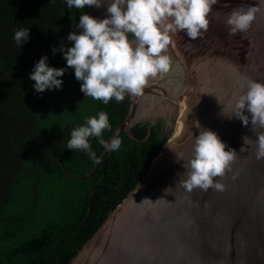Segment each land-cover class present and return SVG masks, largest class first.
Masks as SVG:
<instances>
[{"label":"water","instance_id":"obj_1","mask_svg":"<svg viewBox=\"0 0 264 264\" xmlns=\"http://www.w3.org/2000/svg\"><path fill=\"white\" fill-rule=\"evenodd\" d=\"M110 2L92 6L97 18L110 15ZM241 5L260 11L245 33L230 36L225 21ZM212 9L201 37L173 34L174 46L166 53L169 72L150 79L142 96L129 94L127 114L107 142L122 130L133 137L131 127L147 118L160 117L172 132L136 185L67 264H264V159H256L251 122L244 126L225 116L234 112L249 80L264 83V3L218 0ZM194 121L215 131L226 150L237 152L231 170L214 177L224 184L222 192L197 188L189 193L179 185L185 178L182 165L193 156V136L200 131ZM244 136L252 139L250 145H244ZM242 146L247 151L241 152ZM109 152L103 147L105 157ZM169 187L171 193L165 192ZM145 198L151 201L142 203Z\"/></svg>","mask_w":264,"mask_h":264},{"label":"trees","instance_id":"obj_2","mask_svg":"<svg viewBox=\"0 0 264 264\" xmlns=\"http://www.w3.org/2000/svg\"><path fill=\"white\" fill-rule=\"evenodd\" d=\"M82 12L97 18L92 6L69 9L67 0H0V264H67L172 132L160 117L147 118L131 127L133 137L120 131L121 145L107 157L90 137L96 167L88 152L67 148L71 132L101 111L111 125L106 141L130 104L127 93L108 104L85 97L59 51L82 31ZM21 29H29L24 44L14 39ZM44 56L65 72L60 88L38 92L30 74Z\"/></svg>","mask_w":264,"mask_h":264},{"label":"clouds","instance_id":"obj_3","mask_svg":"<svg viewBox=\"0 0 264 264\" xmlns=\"http://www.w3.org/2000/svg\"><path fill=\"white\" fill-rule=\"evenodd\" d=\"M102 3L103 0H67L69 9L99 8ZM217 3L218 0H111L107 7L110 15L103 19L82 12L78 25L82 31L70 32L67 39L74 43L66 51L61 45L59 51L63 52L67 66L74 69L75 78L82 81L80 90L85 97L104 104L113 98L122 102L126 93L139 97L150 79L169 72L171 59L166 53L170 45L174 46L173 34L183 31L190 40L201 37L209 27L212 6ZM224 6L227 7V3ZM259 11L254 5L247 9L243 5L233 8L225 21L228 34L245 33ZM129 33L133 39H129ZM14 39L18 44L26 43L29 29L16 31ZM56 51L54 48L53 53ZM64 72L63 68L50 67L44 56L36 63L30 79L35 81L36 91L43 92L60 88L62 80L58 77ZM222 114L225 115L223 110ZM225 116L240 119L244 126L251 122V131L257 136L256 159H264V132L257 131V128L264 129V83L249 80L247 91L235 100L234 112ZM194 124L200 131L193 136V156L182 165L185 171L180 175L185 178L179 179V185L189 193L197 188L203 192L210 188L222 192L224 184L214 177L222 178L231 170L237 152L226 150L225 142L215 131L202 128L198 121ZM110 127L108 115L103 111L98 118H86V125L71 132L67 148L86 151L96 160L89 143V138L95 137L106 150H118L121 145L118 137L110 143L103 139V131ZM242 139L244 145L252 143L248 136ZM240 151L245 152L247 148L242 146ZM176 156L178 161L182 160V155ZM170 188L165 192L171 193ZM146 200L151 201L145 198L142 203Z\"/></svg>","mask_w":264,"mask_h":264}]
</instances>
